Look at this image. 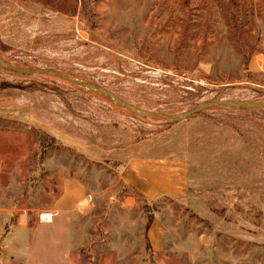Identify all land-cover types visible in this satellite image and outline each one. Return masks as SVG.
Listing matches in <instances>:
<instances>
[{
	"label": "rangeland",
	"instance_id": "obj_1",
	"mask_svg": "<svg viewBox=\"0 0 264 264\" xmlns=\"http://www.w3.org/2000/svg\"><path fill=\"white\" fill-rule=\"evenodd\" d=\"M0 57L180 114L264 102V0H0ZM0 64V264H264V107L172 121ZM188 162L195 201H148L130 156ZM66 178L87 195L50 223Z\"/></svg>",
	"mask_w": 264,
	"mask_h": 264
},
{
	"label": "crops",
	"instance_id": "obj_2",
	"mask_svg": "<svg viewBox=\"0 0 264 264\" xmlns=\"http://www.w3.org/2000/svg\"><path fill=\"white\" fill-rule=\"evenodd\" d=\"M120 176L123 183L138 190L148 201L162 197L195 201L191 195L188 162L184 159L148 154L130 156L123 164ZM86 195L81 180L66 178L60 196L54 200L52 212L46 213L52 215V221L61 213L68 216Z\"/></svg>",
	"mask_w": 264,
	"mask_h": 264
},
{
	"label": "water",
	"instance_id": "obj_3",
	"mask_svg": "<svg viewBox=\"0 0 264 264\" xmlns=\"http://www.w3.org/2000/svg\"><path fill=\"white\" fill-rule=\"evenodd\" d=\"M0 64L6 68L13 69V70H16V71H19L22 73H46V74H50V75H57V76L63 77L64 79L70 80L72 82L75 81V80L71 79L68 75L61 73L59 71L51 70V69H42V68L21 69L19 67H15L14 65H12L8 61L2 59L1 57H0ZM75 82L79 83L80 85H84V86H87L89 88L95 89L96 91L100 92L101 94H103L105 96L113 97L115 99V101L120 106L127 108L134 113H137V114L143 115V116H157V117L165 118V119L172 120V121H177V120L187 118L190 115H192L198 111H201V110L206 109L208 107H214V106H239V107H246V108L264 107V102H246V101L239 100V99L212 100V101L200 103V104L196 105L195 107L191 108L190 110H188L186 112L173 115V114H166L163 112L149 111V110L139 108L135 105H132L130 103L123 101L121 98H119L114 93H112L110 91H106L105 89L101 88L100 86H98L96 84L89 83V82H83V81H75Z\"/></svg>",
	"mask_w": 264,
	"mask_h": 264
},
{
	"label": "bare ground",
	"instance_id": "obj_4",
	"mask_svg": "<svg viewBox=\"0 0 264 264\" xmlns=\"http://www.w3.org/2000/svg\"><path fill=\"white\" fill-rule=\"evenodd\" d=\"M42 220L50 222V221H52V215L50 213L43 214Z\"/></svg>",
	"mask_w": 264,
	"mask_h": 264
}]
</instances>
